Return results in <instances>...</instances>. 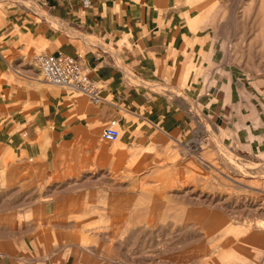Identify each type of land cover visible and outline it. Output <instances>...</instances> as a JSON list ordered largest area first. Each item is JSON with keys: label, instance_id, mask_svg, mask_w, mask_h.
<instances>
[{"label": "rangeland", "instance_id": "rangeland-1", "mask_svg": "<svg viewBox=\"0 0 264 264\" xmlns=\"http://www.w3.org/2000/svg\"><path fill=\"white\" fill-rule=\"evenodd\" d=\"M183 2L214 77L257 92L259 127L120 132L46 167L0 144V264H264V0Z\"/></svg>", "mask_w": 264, "mask_h": 264}, {"label": "crops", "instance_id": "crops-1", "mask_svg": "<svg viewBox=\"0 0 264 264\" xmlns=\"http://www.w3.org/2000/svg\"><path fill=\"white\" fill-rule=\"evenodd\" d=\"M192 40L183 0H0V144L46 167L62 144L98 142L110 120L123 142L185 135L201 120L238 136L240 116L253 132L257 92L218 81L210 46ZM39 54L78 59L103 101L45 82Z\"/></svg>", "mask_w": 264, "mask_h": 264}, {"label": "built area", "instance_id": "built-area-1", "mask_svg": "<svg viewBox=\"0 0 264 264\" xmlns=\"http://www.w3.org/2000/svg\"><path fill=\"white\" fill-rule=\"evenodd\" d=\"M83 6L88 7V0H83ZM33 61L48 84L85 94L95 105L103 101L78 59L62 54H39ZM101 138L107 143H115L119 140L120 132L116 120L108 122L102 130Z\"/></svg>", "mask_w": 264, "mask_h": 264}, {"label": "bare ground", "instance_id": "bare-ground-1", "mask_svg": "<svg viewBox=\"0 0 264 264\" xmlns=\"http://www.w3.org/2000/svg\"><path fill=\"white\" fill-rule=\"evenodd\" d=\"M196 144V143H195ZM197 145V144H196ZM194 146V145H193Z\"/></svg>", "mask_w": 264, "mask_h": 264}]
</instances>
